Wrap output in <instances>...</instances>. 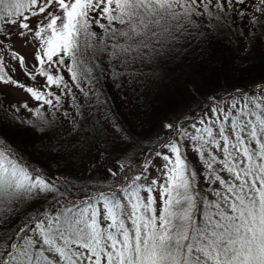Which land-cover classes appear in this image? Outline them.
Instances as JSON below:
<instances>
[{"label": "snow or ice", "instance_id": "6c2138e0", "mask_svg": "<svg viewBox=\"0 0 264 264\" xmlns=\"http://www.w3.org/2000/svg\"><path fill=\"white\" fill-rule=\"evenodd\" d=\"M232 44L264 50V0H0V85L28 97L12 106L17 127L56 140L69 174L103 173L73 183L0 133V264H264V83L213 97L194 122L173 112L143 139L101 99L107 77L118 91L142 81L139 100L162 68L188 77L195 102L193 77Z\"/></svg>", "mask_w": 264, "mask_h": 264}, {"label": "trees", "instance_id": "16d2710c", "mask_svg": "<svg viewBox=\"0 0 264 264\" xmlns=\"http://www.w3.org/2000/svg\"><path fill=\"white\" fill-rule=\"evenodd\" d=\"M15 63L14 61L12 62L13 65ZM211 66L216 69L215 72H205L203 79L199 76L193 77L195 87L199 89L195 99L205 102L203 98L206 95L210 96V98L208 99L207 96L205 105L204 103H199L194 106V109L192 108L193 110L190 109L189 115L186 116H192L196 111L202 109L204 106H208L212 103L213 97L223 98L230 95L233 96L235 91L231 94L228 93L234 89H241L249 84L254 86L258 83H264V50L260 48L245 50L242 47H238L237 44L221 47L215 53V59ZM173 67V64L167 65V69H172ZM160 70L164 72V69L157 68V75H159ZM145 71L151 72L152 69L146 68ZM12 74L17 79V71ZM169 74L171 76L167 81H164L163 84L157 81L156 87H149L147 94L140 96L139 100L136 98L137 95L145 92L142 81H138L134 85H126L124 91H118L114 87H110V82L105 77L100 81V87L104 93L101 99H107L103 111H108L111 116L116 117L121 125L129 129L134 135L141 134L143 131L145 133L149 132L148 130L154 125L156 120L171 117L168 111L176 107L180 102L186 99L188 101L193 100L189 94V89L185 87V81L188 77L181 76L179 69ZM21 83L25 84L24 81ZM43 83L38 82L35 87L39 88ZM250 89L253 91L254 87ZM31 102L35 106V103ZM20 103L22 102H12L0 91V133L6 134L10 141L22 151L24 158L32 164L38 167L50 168L51 172L56 175H67L69 180L76 184H80L81 181L86 186L96 184L95 182H85L78 178L79 173L86 175L89 172L77 170L69 174L68 170L64 169L65 160L61 158L58 149L51 146L56 143V140L50 141L48 137L39 139V133L33 134L25 130L29 128L28 125H19L17 127L18 121H14L13 119L14 112L12 106H18ZM140 104L143 106L137 112L135 110L136 106ZM46 108L47 106H45ZM42 112L45 117L52 119L50 111L42 110ZM16 115L21 119L37 120L35 116H29L26 110H22ZM138 116L139 118H137ZM186 118L180 119L179 123L184 124L188 122L189 119ZM96 127L99 128L100 125ZM76 163L78 167L79 160ZM88 163L86 160L85 165ZM200 187L204 189V184L200 185ZM197 214L199 215V211Z\"/></svg>", "mask_w": 264, "mask_h": 264}, {"label": "rangeland", "instance_id": "374dc122", "mask_svg": "<svg viewBox=\"0 0 264 264\" xmlns=\"http://www.w3.org/2000/svg\"><path fill=\"white\" fill-rule=\"evenodd\" d=\"M32 23L35 24V20H33ZM15 46H16V48L22 54H24L26 56V58L28 59V61H29L30 64L33 63V59L32 58H33V53L35 51V47L34 46H32V45H23L20 41H16ZM12 62L13 61H10V63H12ZM16 71L18 73L17 76H16L17 79L20 82H23L24 81L26 85L35 87L38 82H44V79L41 78V77H38L36 81H31L28 77H26L23 74L22 70L18 66L16 68ZM165 73H166V70L165 69H164V72L162 70L159 71V75L164 76L163 80L160 81L162 84L164 83V81H167L168 78L171 76L169 73L168 74H165ZM177 77L179 78V76H177ZM253 87L254 86H252V85L249 84V85L245 86L244 88H241L240 90H242V91L243 90H247L249 93H254L256 91L255 88H254L253 91H251V89H250V88H253ZM0 91H1V93L4 96H6L12 102H18L19 103V102H24L25 100L28 99L27 94L23 90L18 89V88H15V87H6V86H3V85H0ZM235 95H236V93L233 94V96H235ZM207 96L208 95H206V97ZM206 97L203 98L204 99L203 101H205V102L198 101L199 99H195V102L193 100L188 101V99L183 100L176 107H174L173 109H171L170 111H168V114L170 116H172V113L175 112L177 114H181L182 115L181 120L182 119H185L187 117L186 119H189L188 122L197 121L201 117L203 109L208 108L210 104L208 106H204L202 109L196 111L192 116H186V115H189L188 114V113H190L189 110L190 109L193 110L194 109V106L198 105L199 103H202V104L204 103V105H205L206 102H207V100H205ZM207 98L209 99L210 96H208ZM211 102L212 103H218V102H221V101L212 99ZM29 103L32 104L31 101H29ZM33 103H35V102L33 101ZM189 127H190V123H189ZM150 129H151V135L154 137L155 132L157 131V129H155L153 126L150 127ZM138 135H139V137L141 139H143L145 136L149 135V132L145 133V131H143L141 134H138ZM153 143H154V141H153ZM153 143H150L148 140H144L145 147H148L149 146V149H151L150 146L153 145ZM134 151L136 153H139V149H135ZM88 174L86 173V175H82L81 173H79L78 178L80 180H84L85 182H95L98 185L102 183V180H101V177L103 176V173L102 172H99L98 171V172H95V173H92L91 172L89 175ZM152 175L155 176L156 175V172L154 171L152 173ZM89 177L92 178L91 181H89V179H88ZM79 185H85V184H84L83 181H81ZM201 185H203V184L201 183Z\"/></svg>", "mask_w": 264, "mask_h": 264}]
</instances>
